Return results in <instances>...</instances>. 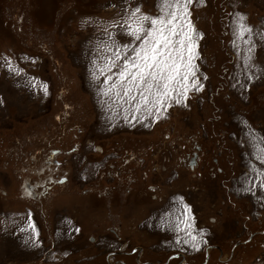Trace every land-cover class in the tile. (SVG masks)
Instances as JSON below:
<instances>
[{"label":"rangeland","instance_id":"obj_1","mask_svg":"<svg viewBox=\"0 0 264 264\" xmlns=\"http://www.w3.org/2000/svg\"><path fill=\"white\" fill-rule=\"evenodd\" d=\"M162 7L0 0V264H264V0H193L200 90L149 115L101 89Z\"/></svg>","mask_w":264,"mask_h":264},{"label":"snow or ice","instance_id":"obj_2","mask_svg":"<svg viewBox=\"0 0 264 264\" xmlns=\"http://www.w3.org/2000/svg\"><path fill=\"white\" fill-rule=\"evenodd\" d=\"M192 2L193 0H163L161 14L154 18L137 16L140 9H135L133 16L137 18L134 25H129L128 34L139 40L140 45L131 49L133 55L130 57L127 53L122 55L119 50L114 53L116 61L122 59L123 64L115 73V81L111 75L106 76L104 83H111L107 89H101L102 95L122 97L128 103L136 101V112L144 109L151 115L152 109H161L168 101L181 103V97L186 98L190 89L200 90L198 81L193 79L189 83V79L196 75L193 63L194 27L188 19V5ZM240 19L243 21L244 18ZM149 20L150 27L145 28L144 23ZM251 31V28L240 25L241 36ZM116 61L106 63L105 69L111 72L112 68L118 67ZM105 69L99 71L103 73ZM93 81H98L95 72ZM44 93L47 95L46 86ZM134 93H139V96ZM261 187H264V183ZM30 227L34 230V225Z\"/></svg>","mask_w":264,"mask_h":264}]
</instances>
